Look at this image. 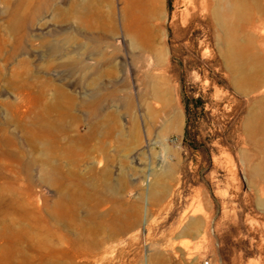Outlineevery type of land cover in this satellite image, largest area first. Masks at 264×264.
<instances>
[{
    "label": "rangeland",
    "instance_id": "1",
    "mask_svg": "<svg viewBox=\"0 0 264 264\" xmlns=\"http://www.w3.org/2000/svg\"><path fill=\"white\" fill-rule=\"evenodd\" d=\"M182 6L0 0V264H264V64Z\"/></svg>",
    "mask_w": 264,
    "mask_h": 264
},
{
    "label": "bare ground",
    "instance_id": "2",
    "mask_svg": "<svg viewBox=\"0 0 264 264\" xmlns=\"http://www.w3.org/2000/svg\"><path fill=\"white\" fill-rule=\"evenodd\" d=\"M182 5L178 10L181 22L188 24L200 15L217 32L227 61L235 63L238 56H254L264 64V9L241 17V10L248 8V0H182ZM252 97L264 109V85L254 90Z\"/></svg>",
    "mask_w": 264,
    "mask_h": 264
},
{
    "label": "trees",
    "instance_id": "3",
    "mask_svg": "<svg viewBox=\"0 0 264 264\" xmlns=\"http://www.w3.org/2000/svg\"><path fill=\"white\" fill-rule=\"evenodd\" d=\"M186 113H189V103L186 101L185 103Z\"/></svg>",
    "mask_w": 264,
    "mask_h": 264
},
{
    "label": "built area",
    "instance_id": "4",
    "mask_svg": "<svg viewBox=\"0 0 264 264\" xmlns=\"http://www.w3.org/2000/svg\"><path fill=\"white\" fill-rule=\"evenodd\" d=\"M205 263L208 264L209 263V260H206Z\"/></svg>",
    "mask_w": 264,
    "mask_h": 264
}]
</instances>
